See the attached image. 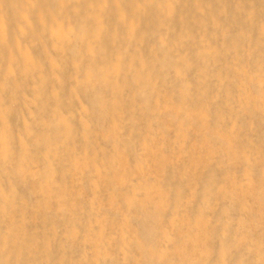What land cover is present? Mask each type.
I'll use <instances>...</instances> for the list:
<instances>
[{
    "label": "bare ground",
    "instance_id": "bare-ground-1",
    "mask_svg": "<svg viewBox=\"0 0 264 264\" xmlns=\"http://www.w3.org/2000/svg\"><path fill=\"white\" fill-rule=\"evenodd\" d=\"M0 264H264V0H0Z\"/></svg>",
    "mask_w": 264,
    "mask_h": 264
},
{
    "label": "rangeland",
    "instance_id": "rangeland-1",
    "mask_svg": "<svg viewBox=\"0 0 264 264\" xmlns=\"http://www.w3.org/2000/svg\"><path fill=\"white\" fill-rule=\"evenodd\" d=\"M211 191H212V189H211ZM218 194H221L220 190H219V193H218ZM234 195H235V194L232 193L229 199H231ZM233 200H235V197H233Z\"/></svg>",
    "mask_w": 264,
    "mask_h": 264
}]
</instances>
